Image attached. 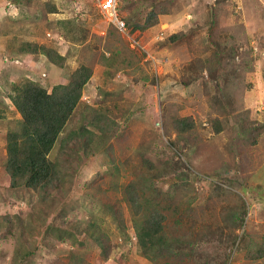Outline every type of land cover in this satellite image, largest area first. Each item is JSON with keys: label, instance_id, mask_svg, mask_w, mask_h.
Returning <instances> with one entry per match:
<instances>
[{"label": "rangeland", "instance_id": "obj_1", "mask_svg": "<svg viewBox=\"0 0 264 264\" xmlns=\"http://www.w3.org/2000/svg\"><path fill=\"white\" fill-rule=\"evenodd\" d=\"M102 2L0 0V264H264V0H123L127 31ZM81 65L91 78L49 155L64 177L11 186L14 85L51 91ZM82 127L87 144L61 148ZM155 207L167 239L149 259L138 228Z\"/></svg>", "mask_w": 264, "mask_h": 264}, {"label": "trees", "instance_id": "obj_2", "mask_svg": "<svg viewBox=\"0 0 264 264\" xmlns=\"http://www.w3.org/2000/svg\"><path fill=\"white\" fill-rule=\"evenodd\" d=\"M156 18L157 13L152 11L145 23L150 26ZM177 38L178 35H174L172 40ZM20 51L43 53L51 63L60 67L65 61V56L57 49L45 44L24 42ZM91 75V68L81 65L75 70L69 83L57 84L51 91L31 79L14 85L16 94L12 97L13 103L22 115V121L19 128L12 129L7 134L11 186L25 185L36 189L58 186L61 176L64 177L65 165L51 160L49 155L82 98L84 87ZM88 133L90 131L82 127L79 133L62 140L61 148L65 149L66 145H70V140L75 145H86ZM85 138L86 141H83ZM80 147L82 146L78 149ZM130 198L136 206L138 197L133 194ZM135 208L136 214H139L140 211ZM164 220L165 214L155 207L139 225V243L144 255L149 259H156L163 250L161 245H165L167 234L164 230ZM262 257L261 252L252 256L255 259Z\"/></svg>", "mask_w": 264, "mask_h": 264}, {"label": "built area", "instance_id": "obj_3", "mask_svg": "<svg viewBox=\"0 0 264 264\" xmlns=\"http://www.w3.org/2000/svg\"><path fill=\"white\" fill-rule=\"evenodd\" d=\"M122 0H103L100 3V11L113 22L120 30L127 31L126 21L120 15V3Z\"/></svg>", "mask_w": 264, "mask_h": 264}]
</instances>
